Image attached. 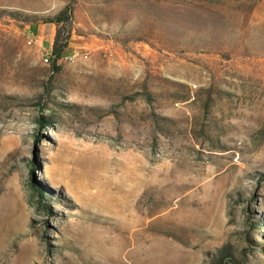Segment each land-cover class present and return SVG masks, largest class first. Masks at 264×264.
<instances>
[{"label": "rangeland", "instance_id": "1", "mask_svg": "<svg viewBox=\"0 0 264 264\" xmlns=\"http://www.w3.org/2000/svg\"><path fill=\"white\" fill-rule=\"evenodd\" d=\"M0 264H264V0H0Z\"/></svg>", "mask_w": 264, "mask_h": 264}, {"label": "trees", "instance_id": "2", "mask_svg": "<svg viewBox=\"0 0 264 264\" xmlns=\"http://www.w3.org/2000/svg\"><path fill=\"white\" fill-rule=\"evenodd\" d=\"M64 15V14H63ZM63 18L62 15L58 16V17H47L44 20V24L46 25H53L56 27V34H55V38H54V43H53V48H52V63L55 65L56 63H59L60 61L63 60V58L65 57L66 53H68V49H69V39L70 37H63V30L62 28H60L61 24L63 23ZM55 67V66H54ZM57 69V68H56ZM46 123H53L51 119H45L44 117H40L38 119V124L40 125V127H45ZM36 140H39V136L36 137ZM33 180V179H32ZM33 189L34 191H36L39 199L41 200L40 203H42L41 205H43L48 211H50V207L49 206H45V204H43L47 198L46 195L44 194L43 190L41 189V187L33 180L32 183ZM255 223H252L251 226L252 228H256ZM231 257V255H229L228 253H224L221 256V259H227Z\"/></svg>", "mask_w": 264, "mask_h": 264}, {"label": "built area", "instance_id": "3", "mask_svg": "<svg viewBox=\"0 0 264 264\" xmlns=\"http://www.w3.org/2000/svg\"><path fill=\"white\" fill-rule=\"evenodd\" d=\"M33 43L38 44L40 46L43 47V43L42 40L40 38H34ZM44 62L46 64H49L50 62H52L53 56H52V52H48L46 50H44ZM87 59L89 58V54L87 52H83V51H79V50H75L73 51L71 54H69L68 56H66L63 61L67 62V63H72V61H76L77 59Z\"/></svg>", "mask_w": 264, "mask_h": 264}, {"label": "crops", "instance_id": "4", "mask_svg": "<svg viewBox=\"0 0 264 264\" xmlns=\"http://www.w3.org/2000/svg\"><path fill=\"white\" fill-rule=\"evenodd\" d=\"M48 26H50L51 28V30H50V32H51V35H52V41H51V47H50V49L48 50V52H51L52 51V48H53V43H54V38H55V34H56V27L55 26H53V25H38V26H34V27H32V36H34L35 38H40L41 40H42V43H43V45H44V32L47 30V28H48ZM77 49H79V50H81V49H83V48H81V46L79 47V46H76V44L74 43V45L72 46L71 44L69 45V49L68 50H70V51H75V50H77ZM72 52H70V53H72Z\"/></svg>", "mask_w": 264, "mask_h": 264}]
</instances>
